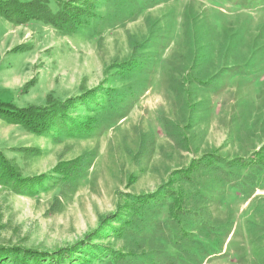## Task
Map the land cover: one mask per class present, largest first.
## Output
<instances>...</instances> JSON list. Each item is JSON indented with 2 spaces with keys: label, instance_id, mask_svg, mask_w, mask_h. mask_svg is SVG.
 Listing matches in <instances>:
<instances>
[{
  "label": "rangeland",
  "instance_id": "1",
  "mask_svg": "<svg viewBox=\"0 0 264 264\" xmlns=\"http://www.w3.org/2000/svg\"><path fill=\"white\" fill-rule=\"evenodd\" d=\"M83 1L92 16L74 33L0 16V102L74 98L40 134L0 117L20 175L0 169V247H75L61 264H264V128L246 126L264 117V0ZM134 58L151 65L132 70ZM209 153L230 166L184 184ZM72 160L89 167L62 186L54 169ZM184 188L221 235L192 225L184 237L171 221Z\"/></svg>",
  "mask_w": 264,
  "mask_h": 264
},
{
  "label": "trees",
  "instance_id": "2",
  "mask_svg": "<svg viewBox=\"0 0 264 264\" xmlns=\"http://www.w3.org/2000/svg\"><path fill=\"white\" fill-rule=\"evenodd\" d=\"M55 3L57 9L52 11L46 0H30L25 2L18 0H0V16L16 25L24 24L31 20L42 21L62 33H74L87 27L92 16V11L91 7H89L85 1L82 0L80 3L76 4V0H70L69 2L56 0ZM146 59L147 58H134V61H132V70L149 67L151 63L149 66L148 64L151 58H149V61ZM150 71L151 69L149 72ZM108 100L114 102V97ZM70 103H74V98H67L64 101H47L46 105L41 107L34 105L16 107L11 103L0 102V117L17 123L31 133L40 134L45 132L50 126L54 125L58 119L65 115V110ZM99 113L103 114L104 112ZM233 160L236 163L234 167H245L243 160ZM220 164L228 166L224 161L221 162L219 158L215 156H203L200 159L192 160L190 166L183 169L182 173L184 174L180 179L184 178V184L192 183V179L197 176V171H201L202 175L211 176L213 175V170H215L217 166H221ZM88 167L89 164L86 165L84 163H79V160H72L61 164L60 168L58 166L54 169V172L60 174V185L63 186V183H65V185H71V183H74L84 174ZM0 169L6 179L20 180V175L11 164V161L7 160L1 152ZM179 171L180 170L176 173H179ZM16 183L17 182H10V184L14 185ZM195 196H197V190L192 194L184 188L183 203L182 195H177V197L180 198L175 201L176 204H174L173 201L170 205V208L172 209L171 221L182 230L184 237L187 236L190 231H195L196 227L199 225L212 228L213 235H221L220 230L219 234L216 232L218 226H210V220L206 212L207 209L202 210L200 214V210L195 209L193 206L190 207L189 202L186 203V199ZM55 198L57 200V197ZM182 206H184V209ZM196 217L197 221H195ZM185 225L187 227L190 226V228L185 230ZM192 225H196V227ZM200 234L201 231L199 230V235ZM87 244H89V242H83L82 246ZM72 248L73 246H68L56 249L52 252H41L35 249L22 247H0V255L5 254V256H10L12 264H42L43 261L47 262V260H50L52 264H61L62 259L71 260V251L75 247ZM187 253L191 256V252ZM207 256H209V254H206L205 257ZM110 258V261H113L114 263L118 261L115 255H112ZM201 263L202 261L198 264Z\"/></svg>",
  "mask_w": 264,
  "mask_h": 264
},
{
  "label": "crops",
  "instance_id": "3",
  "mask_svg": "<svg viewBox=\"0 0 264 264\" xmlns=\"http://www.w3.org/2000/svg\"><path fill=\"white\" fill-rule=\"evenodd\" d=\"M252 56V55H251ZM249 59V58H248ZM227 71H228V69H227ZM253 73H256L255 71H253ZM254 110V109H253ZM256 113H258L257 111L254 113H250L249 115H248V117L250 118V122L248 123V120H247V124H246V126L248 127V132L247 133H252V129H251V127L249 126L250 124L252 125V123H254L255 125H252L253 126V128H254V126H258L260 123H261V126H262V129L264 128V117H263V119L261 120V121H256V119L254 120V114H256ZM252 117V118H251ZM254 120V121H253ZM258 122V123H257ZM247 127H246V129H244V130H246L247 131ZM255 130V129H254ZM254 133V132H253ZM257 154L260 156V157H262V155H261V152L260 151H258L257 152ZM209 156H215V157H218V155H217V153H209ZM201 158V157H200ZM200 158H197V159H200ZM219 158H223L222 156H220ZM194 160H196V159H194ZM263 164H264V162H263ZM221 165V164H220ZM247 166V165H246ZM262 166H264V165H262ZM225 167H229V166H226V165H221V166H217L216 168H215V170H213V175L215 174V173H218V172H220V171H222ZM236 168V167H235ZM237 170H242L243 168L242 167H240V168H236ZM246 169H247V167H246ZM202 189L203 190H206V191H210V188L208 187V189H205L204 188V186L202 187ZM191 190V188H189V191ZM197 190V189H196ZM232 192V196H233V194H234V191H231ZM225 202H226V200H224ZM225 205H228V203L227 204H225ZM207 212V214H209L208 213V211H206Z\"/></svg>",
  "mask_w": 264,
  "mask_h": 264
}]
</instances>
